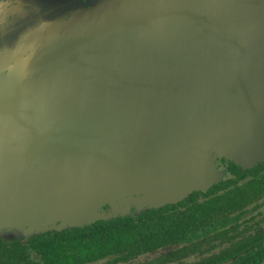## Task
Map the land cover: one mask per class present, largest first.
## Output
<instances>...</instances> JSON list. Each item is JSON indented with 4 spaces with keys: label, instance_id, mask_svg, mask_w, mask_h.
Segmentation results:
<instances>
[{
    "label": "water",
    "instance_id": "95a60500",
    "mask_svg": "<svg viewBox=\"0 0 264 264\" xmlns=\"http://www.w3.org/2000/svg\"><path fill=\"white\" fill-rule=\"evenodd\" d=\"M219 160L264 163V0H0V239L177 204Z\"/></svg>",
    "mask_w": 264,
    "mask_h": 264
},
{
    "label": "trees",
    "instance_id": "16d2710c",
    "mask_svg": "<svg viewBox=\"0 0 264 264\" xmlns=\"http://www.w3.org/2000/svg\"><path fill=\"white\" fill-rule=\"evenodd\" d=\"M177 204L51 231L0 239V264H264V163Z\"/></svg>",
    "mask_w": 264,
    "mask_h": 264
},
{
    "label": "rangeland",
    "instance_id": "374dc122",
    "mask_svg": "<svg viewBox=\"0 0 264 264\" xmlns=\"http://www.w3.org/2000/svg\"><path fill=\"white\" fill-rule=\"evenodd\" d=\"M9 55L5 56L4 58L7 59ZM5 65L9 66V65H11V62H7ZM217 167L219 168V170H221V169H224L225 170V167L222 166V165H220V162L219 161H217ZM220 167H222V168L220 169ZM263 206H264V204H263ZM262 210L264 211V207H263ZM102 212H103V209H102ZM95 264H104V263L103 262H100V263H95Z\"/></svg>",
    "mask_w": 264,
    "mask_h": 264
},
{
    "label": "flooded vegetation",
    "instance_id": "af4514ba",
    "mask_svg": "<svg viewBox=\"0 0 264 264\" xmlns=\"http://www.w3.org/2000/svg\"><path fill=\"white\" fill-rule=\"evenodd\" d=\"M222 160H219V162H220V165H222V166H224L223 164H222V162H221ZM225 167V166H224ZM222 167H220V169H221ZM221 170H224V169H221ZM225 170H226V168H225ZM227 171V170H226ZM228 173V172H227ZM227 176H228V174H227ZM227 178V177H226ZM263 207L264 206H262V208L261 209H263ZM263 226H264V223H263Z\"/></svg>",
    "mask_w": 264,
    "mask_h": 264
}]
</instances>
